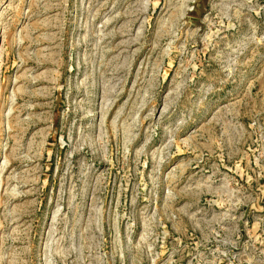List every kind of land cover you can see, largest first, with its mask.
<instances>
[{"label":"rangeland","instance_id":"374dc122","mask_svg":"<svg viewBox=\"0 0 264 264\" xmlns=\"http://www.w3.org/2000/svg\"><path fill=\"white\" fill-rule=\"evenodd\" d=\"M0 264H264V0H0Z\"/></svg>","mask_w":264,"mask_h":264}]
</instances>
